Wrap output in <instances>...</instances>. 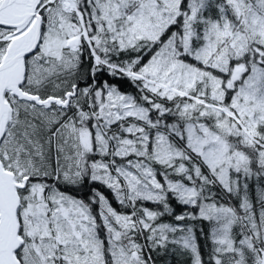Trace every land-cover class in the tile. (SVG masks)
Segmentation results:
<instances>
[{"label":"snow or ice","instance_id":"obj_1","mask_svg":"<svg viewBox=\"0 0 264 264\" xmlns=\"http://www.w3.org/2000/svg\"><path fill=\"white\" fill-rule=\"evenodd\" d=\"M170 252L264 264V0H0V264Z\"/></svg>","mask_w":264,"mask_h":264},{"label":"trees","instance_id":"obj_2","mask_svg":"<svg viewBox=\"0 0 264 264\" xmlns=\"http://www.w3.org/2000/svg\"><path fill=\"white\" fill-rule=\"evenodd\" d=\"M105 79H110L108 77H104ZM111 82L117 83L118 85H120L121 90L126 91V92H132L135 93L136 89L133 87V85L131 84L130 81L128 80H112ZM253 186V188L255 187V181H251L250 182ZM88 190L87 187H85L84 189H81L79 192H74V195H83L86 191ZM216 191H219V189H215ZM103 191L105 193L106 196H111V201L113 202V204L116 206V208L119 211H124V209L118 205V203L115 201L114 197L112 196V194L107 190L103 188ZM233 203H235V200L232 201ZM149 207H154L151 203H148ZM182 208H176L177 212L182 211ZM170 218L165 217V220H168ZM197 227H203L205 229V234L200 233L199 231L197 232V239H198V243L201 246V251H202V255L204 256L205 259H207V254L210 250L211 244L210 241L207 239L206 236V232H207V224L206 222H199L197 223ZM153 258L156 261V264H191V258L188 255H180V254H173V253H169L168 255L165 256H159L157 255V253H153Z\"/></svg>","mask_w":264,"mask_h":264},{"label":"flooded vegetation","instance_id":"obj_3","mask_svg":"<svg viewBox=\"0 0 264 264\" xmlns=\"http://www.w3.org/2000/svg\"><path fill=\"white\" fill-rule=\"evenodd\" d=\"M93 187H100V186L99 185H93ZM101 190L103 191V188H101ZM89 194H90V192L88 189L83 195H79V194H77V195L84 198V199H87Z\"/></svg>","mask_w":264,"mask_h":264},{"label":"rangeland","instance_id":"obj_4","mask_svg":"<svg viewBox=\"0 0 264 264\" xmlns=\"http://www.w3.org/2000/svg\"><path fill=\"white\" fill-rule=\"evenodd\" d=\"M110 200H111V196L108 197ZM114 207H116L114 204H113ZM118 210V209H117Z\"/></svg>","mask_w":264,"mask_h":264}]
</instances>
